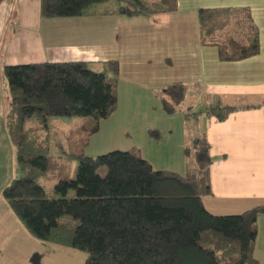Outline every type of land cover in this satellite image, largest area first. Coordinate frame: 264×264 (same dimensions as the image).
Returning a JSON list of instances; mask_svg holds the SVG:
<instances>
[{
	"label": "trees",
	"instance_id": "obj_1",
	"mask_svg": "<svg viewBox=\"0 0 264 264\" xmlns=\"http://www.w3.org/2000/svg\"><path fill=\"white\" fill-rule=\"evenodd\" d=\"M177 0H40L41 19L160 15L175 12ZM199 41L216 47L221 62L260 53L258 30L247 9L199 10ZM86 62L4 66L8 95L5 130L18 178L1 191L9 208L35 239L83 252L84 264H259L257 220L264 206L239 215L215 216L203 205L211 196L210 147L199 116L218 121L244 107L207 106L184 116L192 139L183 174L154 170L137 149L92 158L78 148L118 108L119 64ZM185 87L176 83L158 94L166 115L178 112ZM264 106V102H263ZM86 119L68 137V160L77 178H60L48 196L38 183L50 169L49 119ZM157 139V130H148ZM65 166L62 171L65 172ZM105 170V174H102ZM64 177V175H63Z\"/></svg>",
	"mask_w": 264,
	"mask_h": 264
},
{
	"label": "crops",
	"instance_id": "obj_2",
	"mask_svg": "<svg viewBox=\"0 0 264 264\" xmlns=\"http://www.w3.org/2000/svg\"><path fill=\"white\" fill-rule=\"evenodd\" d=\"M39 9L40 0H0V264H84L85 260L76 250L32 237L1 196L8 184L3 178L14 169L13 147L1 114V106L8 104L2 90L4 66L118 62L115 113L123 101L127 113L138 114L142 145L183 142L184 117L178 112L164 114L157 97L173 84H182L186 92L190 82H196L205 108L244 107L222 122L205 113L199 116L211 158V196L203 199V205L215 216L239 215L264 206V0H177L175 12L133 17L45 20ZM228 9L249 11L258 30L257 56L224 63L216 47L200 44L198 11ZM152 127L160 135L155 141L147 134ZM129 128L135 132L137 122ZM142 145L137 146L138 152L147 160ZM257 229L255 255L264 264V216L258 218Z\"/></svg>",
	"mask_w": 264,
	"mask_h": 264
},
{
	"label": "rangeland",
	"instance_id": "obj_3",
	"mask_svg": "<svg viewBox=\"0 0 264 264\" xmlns=\"http://www.w3.org/2000/svg\"><path fill=\"white\" fill-rule=\"evenodd\" d=\"M90 68L94 71L100 70V67L97 65H90ZM1 80L4 88L2 89L4 97L8 98L6 81L3 74L1 76ZM200 91V87L196 84V82H190V85L184 94V101L178 110V114L182 116V118L187 114L199 113L204 110L205 106L201 102L202 96H200ZM124 103L125 102L123 101L119 103L120 108L117 113H114L111 119L104 120L100 123L99 132L96 135L89 137V142L86 146L80 145L78 147L80 151L82 150L85 156L95 158L116 150L127 151L131 149L130 147H132V145H134V148L138 150L137 146L140 144L142 145L141 140L144 139V135H141L139 127H143V124L138 125V120L141 119L138 114L134 117L132 113L129 114V111L127 113L125 110L126 104ZM1 110V114L4 113L6 115L8 111V104H5V107L1 106ZM152 114L154 115L153 112ZM142 115L145 121H149L148 114L142 112ZM154 118L155 117H152V122H156ZM85 120L86 119L81 117H53L49 119V127L45 135L47 136L50 144L51 162L58 165L56 168L50 169L38 180V183L44 188L48 196L52 195L53 187L60 178H67L70 180H75L77 178L79 162L77 160L67 159V154L73 147V142L70 141L68 134L71 130L73 131L74 129L79 128ZM135 121L137 122V128L135 132H133L129 127L132 126ZM122 122L124 125H122ZM182 124L183 131L181 132V138H183V142L180 139L177 142H171V145L168 146H159L158 144L155 146L154 144H143L141 146L145 149L144 155L154 170H165L183 174L186 166L190 164L191 160L186 158L184 155V148L186 145H188V147L190 146L189 143H191L193 133H191L190 129V136L189 134L187 135V133L184 132V120ZM155 129V127H152V130ZM153 140L155 141V139ZM179 141L182 143H179ZM150 146L152 149L149 153H147ZM163 147H167V149L163 150ZM11 157L13 163L12 168L14 169H12V171L3 178L5 184H9L12 180L18 178L17 168L14 162V152ZM63 166L66 168L65 172L62 171ZM102 174H105V170H103ZM80 253L85 256L83 252Z\"/></svg>",
	"mask_w": 264,
	"mask_h": 264
}]
</instances>
